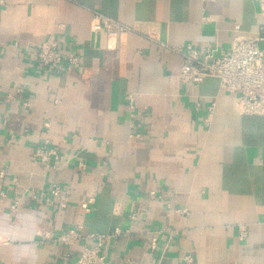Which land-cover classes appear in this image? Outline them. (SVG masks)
<instances>
[{"label": "crops", "instance_id": "crops-1", "mask_svg": "<svg viewBox=\"0 0 264 264\" xmlns=\"http://www.w3.org/2000/svg\"><path fill=\"white\" fill-rule=\"evenodd\" d=\"M93 12L130 31L108 43ZM261 23L257 0H0V264H65L99 234L112 264H264V116L214 79L182 83L156 43L227 53ZM50 35L77 70L37 67ZM53 185L65 210L35 200Z\"/></svg>", "mask_w": 264, "mask_h": 264}, {"label": "built area", "instance_id": "built-area-1", "mask_svg": "<svg viewBox=\"0 0 264 264\" xmlns=\"http://www.w3.org/2000/svg\"><path fill=\"white\" fill-rule=\"evenodd\" d=\"M257 7L258 15L262 20L257 32L244 36L239 34V27L235 26L236 36L227 53L218 51L213 46L193 47L156 42L163 51L180 58L179 78L182 83L197 88L205 79L216 80L220 90L233 97L234 108L239 115L264 116V48L261 46L264 42V0H257ZM90 27L93 34L105 32L108 43L130 31L123 24L96 12L92 13ZM33 56L37 67L43 72L58 70L61 76L77 70L81 65V57L63 47L53 35L48 36L33 50ZM128 101L132 103V96L128 97ZM214 106L215 104L211 103L207 107V114L203 118L205 125L210 122ZM54 153L39 148L35 152V157L44 163ZM4 179L5 173L0 171V183ZM35 200L55 211L65 210L68 206L66 193L57 185L51 186L47 193H40ZM131 220H134L133 214ZM108 238H110L109 235L101 234L88 236L87 239L93 240L94 245L85 247L74 261H67L65 264H112L104 254V245ZM81 239L83 237L79 228L74 227L60 234L55 241L63 246L71 247ZM155 244L156 239L152 238L151 249H155ZM185 260L190 261L189 258ZM117 264L129 263L122 261Z\"/></svg>", "mask_w": 264, "mask_h": 264}]
</instances>
